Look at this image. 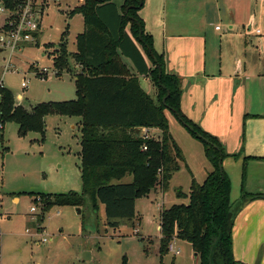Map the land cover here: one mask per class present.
Here are the masks:
<instances>
[{
	"label": "trees",
	"instance_id": "trees-1",
	"mask_svg": "<svg viewBox=\"0 0 264 264\" xmlns=\"http://www.w3.org/2000/svg\"><path fill=\"white\" fill-rule=\"evenodd\" d=\"M143 1L124 0L118 8L111 0H82L68 14H79L84 27L76 37L77 50L72 56L81 69L75 77L77 99L37 103L27 110L10 91L0 89L1 116L5 123L17 125L18 135L36 133L41 140L47 116L80 118L81 192L39 194L37 197L44 205L42 212L52 207L80 208L87 200L94 213L101 204L107 225L117 228V220L134 218L137 198L147 196L156 187L162 193L167 191L171 176L183 161L163 114L168 110L182 126L184 123L192 128L190 131L183 126L202 143L212 170L201 183L192 179L187 195L177 194V198L187 202L161 208L160 264L172 240L188 243L197 264H236L232 255L234 218L248 200L264 198V194H249L241 187L240 198L235 203L230 201V181L218 166L220 158L222 166L226 154L215 137L181 113V79L166 72L163 56L154 51L151 36L144 33L138 16ZM64 38L65 32L52 53L58 76L63 70H70ZM122 58L131 62L138 76L149 77L156 89V102L130 75ZM140 128L157 129L160 136L142 140L135 133ZM144 146L146 149L142 150ZM128 175L131 181L122 183Z\"/></svg>",
	"mask_w": 264,
	"mask_h": 264
},
{
	"label": "rangeland",
	"instance_id": "rangeland-1",
	"mask_svg": "<svg viewBox=\"0 0 264 264\" xmlns=\"http://www.w3.org/2000/svg\"><path fill=\"white\" fill-rule=\"evenodd\" d=\"M76 3L77 0H61L59 5L49 3L34 44L17 52L12 58V70L0 77L3 87L27 110L37 103L77 99L75 79L64 70L59 76L56 75L52 55L58 49L60 34L66 25V50L75 48L71 56L76 53L75 36L82 32L83 22L79 14L67 18L71 10L82 4L75 6ZM259 3H252L257 6H252L254 10L249 15L239 14L231 29L222 9L207 19L203 27L214 45V54L227 49L233 51L244 45L247 47L242 50L239 60L264 57L261 49L262 41L264 43V17L260 15L263 10ZM250 25L253 30L259 31L258 35L248 31ZM216 26L219 32L215 31ZM44 44L48 45L46 49ZM7 54L8 51L0 53V64ZM32 63L39 71L47 68V74L44 77L36 76L29 69ZM23 79L27 81L25 89L20 86ZM18 94L21 96L19 100ZM155 95L148 96L156 102ZM163 114L173 139L183 151L184 164L201 182L203 169L198 157H195L198 151L192 145L197 143L202 146V143L191 136L168 110H164ZM79 119L47 116L43 140L36 133L20 136L15 123H5L3 140L0 142V264H160L159 212L162 206L168 208L173 204L185 203L175 198L176 191H188L189 178L184 170L171 177L164 196L157 187L147 196L137 198L134 218L117 220V228L107 225L101 204H98L96 213L92 212L87 200L80 208L52 207L43 213L44 205L34 201L41 193L81 192L80 130L78 126L71 127L76 122L80 124ZM152 137L155 138L156 134L153 133ZM130 181V176L121 180L122 183ZM31 207L35 208L34 213L30 212ZM43 238L46 239L45 243H42ZM169 246L179 253L174 255L168 247L162 264H197L188 243L172 240Z\"/></svg>",
	"mask_w": 264,
	"mask_h": 264
},
{
	"label": "crops",
	"instance_id": "crops-1",
	"mask_svg": "<svg viewBox=\"0 0 264 264\" xmlns=\"http://www.w3.org/2000/svg\"><path fill=\"white\" fill-rule=\"evenodd\" d=\"M111 1L118 8L124 2ZM253 2H260L263 10L260 15L264 17V0H144L138 11L144 33L151 36L154 51L164 58L166 72L181 79L179 99L181 113L203 132L215 137L226 154L222 161V169L230 181L232 203L240 198L241 187L249 194H264V57L239 60L242 50L247 47L244 45L233 51L227 49L214 54V45L208 39L203 25H206L207 19L222 9L230 21L231 29L239 14L249 15L250 11L254 10L253 7L257 5L253 6ZM80 3L82 0H77L75 6ZM59 4L60 2L55 5ZM46 9L47 7L42 11L41 23ZM254 19L255 15L253 21ZM64 29L66 30L61 33L65 32L66 46L68 25ZM83 29L84 27L82 32ZM125 30L128 31V26ZM215 31L219 32L220 29ZM248 31L259 34L251 25ZM37 36L38 34L36 38ZM259 42L261 44L260 39ZM46 47L47 44H44L45 49ZM261 49L264 53L263 41ZM74 50L67 51L70 55V70L65 72L75 79L80 73V68L71 56ZM145 59L147 65L152 67L147 57ZM122 63L130 75L139 80L141 88L147 95H155L156 89L148 76H138L127 59L122 58ZM17 98L19 100L21 96L18 94ZM80 124L76 122L71 127L78 126L80 130ZM137 130L138 134L142 133L141 129ZM147 131L150 135L156 134L154 139L160 136L157 129ZM193 144V148L198 151L195 152V157H198L203 169L202 182L212 167L204 155L203 145ZM177 146L180 148L178 144ZM180 150L183 155L181 148ZM184 162L183 155V161L179 162V170L174 174L181 169L184 170L189 178V186L186 193L176 191L175 198L178 200L179 192L183 195L188 194L192 179L201 183L194 178ZM182 201L187 202L185 198ZM232 255L236 264H264V198L248 200L237 212L232 226Z\"/></svg>",
	"mask_w": 264,
	"mask_h": 264
},
{
	"label": "built area",
	"instance_id": "built-area-1",
	"mask_svg": "<svg viewBox=\"0 0 264 264\" xmlns=\"http://www.w3.org/2000/svg\"><path fill=\"white\" fill-rule=\"evenodd\" d=\"M0 1V53L8 51L7 57L1 59L0 72L1 78L4 74L12 70L14 64L12 58L21 49L34 44L36 34L40 29L42 11L45 7L49 6V3L57 4L60 0H5ZM216 30L219 28L216 27ZM36 44V43H35ZM30 70L35 72L38 77L45 76L47 74V68L37 70L34 63L29 67ZM16 70V69H15ZM17 72V71H11ZM0 78V89H6L3 87L2 80ZM20 86L22 89L27 87V81L23 79ZM0 108H1V96H0ZM5 122L1 116L0 111V142L3 138ZM142 133L139 137L142 140L152 139V135L148 133V129L140 128ZM145 146L142 150H145ZM36 202L41 205L39 198H36ZM30 212H35V208L31 207ZM46 239H42V243H45ZM169 250L177 255L179 252L173 247L169 246Z\"/></svg>",
	"mask_w": 264,
	"mask_h": 264
},
{
	"label": "water",
	"instance_id": "water-1",
	"mask_svg": "<svg viewBox=\"0 0 264 264\" xmlns=\"http://www.w3.org/2000/svg\"><path fill=\"white\" fill-rule=\"evenodd\" d=\"M164 100L165 99H163V102H164ZM182 123V122H181ZM183 124V126L185 127V128H187V129H189L190 131L192 130V128L191 127H189V126H187L186 124H184V123H182ZM136 135L138 134V130L136 129ZM205 142H207L206 140H204ZM219 168H220V170L222 169V166H221V158L219 159ZM77 212L79 213V210H77ZM194 256L196 257V254H194ZM197 258V257H196ZM87 258H84V260H86Z\"/></svg>",
	"mask_w": 264,
	"mask_h": 264
}]
</instances>
